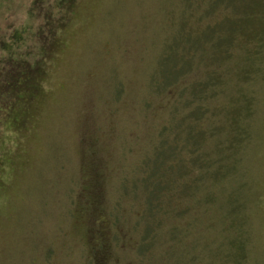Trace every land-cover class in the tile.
<instances>
[{"label":"rangeland","instance_id":"rangeland-1","mask_svg":"<svg viewBox=\"0 0 264 264\" xmlns=\"http://www.w3.org/2000/svg\"><path fill=\"white\" fill-rule=\"evenodd\" d=\"M0 264H264V0H0Z\"/></svg>","mask_w":264,"mask_h":264},{"label":"trees","instance_id":"trees-1","mask_svg":"<svg viewBox=\"0 0 264 264\" xmlns=\"http://www.w3.org/2000/svg\"><path fill=\"white\" fill-rule=\"evenodd\" d=\"M190 125L194 126L193 124H190ZM188 129H191V128H188ZM188 134H189V137H187V140L189 141L188 143L190 146L195 142L196 136L195 135L192 136V134L190 132H188ZM197 140H198V138H197ZM174 149H175V147H174ZM175 152H176V150L174 151L173 154H175ZM171 157H172V154H171ZM207 157H209V156H207ZM195 160H197V159H194V161ZM210 162H211V159L209 160L206 158V161L204 163H210ZM205 167H206V164H205ZM172 168L173 167H171L170 169H172ZM148 173H149V176H148ZM155 179H156V181L154 179H152V170L149 172H145L143 175V181L146 184V191L148 193V205H152V210H153V208L158 207V205H156L154 203V201H155V198L158 197L161 190L164 188V183H163L162 179L156 178V177H155ZM152 181L156 182V184L154 186L156 192H154V193H152ZM152 195H153V200H152Z\"/></svg>","mask_w":264,"mask_h":264}]
</instances>
